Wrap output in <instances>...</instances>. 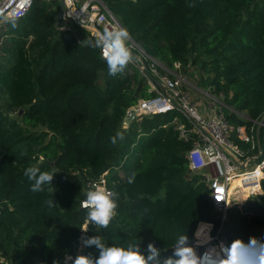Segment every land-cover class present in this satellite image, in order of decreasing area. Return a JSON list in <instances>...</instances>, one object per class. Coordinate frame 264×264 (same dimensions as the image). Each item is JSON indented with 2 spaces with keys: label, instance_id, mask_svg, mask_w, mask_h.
<instances>
[{
  "label": "trees",
  "instance_id": "16d2710c",
  "mask_svg": "<svg viewBox=\"0 0 264 264\" xmlns=\"http://www.w3.org/2000/svg\"><path fill=\"white\" fill-rule=\"evenodd\" d=\"M102 2L160 73L175 63L200 67L227 123L256 128L264 115V0ZM58 11L56 0H33L23 18L0 23V264H64L86 235L109 245L152 242L167 257L181 234L206 241L200 222L227 245L264 236V179L260 195L217 218L202 176L188 169L191 144L172 124L185 118L170 111L123 129L125 110L154 95L146 77L128 62L109 74L83 29L57 28ZM231 137L249 146L234 130ZM259 138L264 159V126ZM33 166L55 173L43 191L25 175ZM103 174L117 193L107 227L80 207L85 183ZM81 253L99 250L83 245Z\"/></svg>",
  "mask_w": 264,
  "mask_h": 264
},
{
  "label": "built area",
  "instance_id": "2783aa9c",
  "mask_svg": "<svg viewBox=\"0 0 264 264\" xmlns=\"http://www.w3.org/2000/svg\"><path fill=\"white\" fill-rule=\"evenodd\" d=\"M50 1V0H44ZM63 11L56 22L59 30L76 33V29H83L89 38L95 41L104 29L122 27L114 14L107 9L102 0H62ZM33 0H0V23L15 21L23 18L30 10ZM127 40L132 53L128 63L139 69L154 92L151 98L139 99L133 106L125 110L122 127L128 128L129 124L141 117H150L155 114L177 111L186 122H181L177 117L172 121L174 129L178 132V138L183 142H190V148L184 153L190 172L200 174L207 187V196L212 212L221 221L225 218L226 210L232 206H240L248 197L261 194V181L264 179L263 151L259 153L256 145L255 128L247 129L245 126L234 128L224 119L219 110L206 118L195 109V105L189 99L188 92L183 90V80L175 72L180 66L174 64V70L170 74H162L158 71V62L146 55L137 45L133 46ZM99 56L106 61L98 47ZM149 76L155 78L163 86L161 91ZM217 101L213 99L210 107H215ZM244 144L249 145L243 150L232 139L231 133ZM257 149L256 152L254 150ZM251 153V154H249ZM104 174L96 180L85 183L87 190L97 186L104 187L106 183ZM233 183H236L233 187ZM218 199V200H217ZM80 202L82 209H87ZM207 229L205 242L194 236L193 243H198V254L218 248L226 244L218 233H213L210 223L200 222ZM210 226V228L208 227ZM211 264V259H209Z\"/></svg>",
  "mask_w": 264,
  "mask_h": 264
},
{
  "label": "clouds",
  "instance_id": "9594fccd",
  "mask_svg": "<svg viewBox=\"0 0 264 264\" xmlns=\"http://www.w3.org/2000/svg\"><path fill=\"white\" fill-rule=\"evenodd\" d=\"M129 32L126 28L116 27L104 29L95 41H88L89 45L99 47L106 59L109 74H116L125 67L132 53L126 41ZM115 142V138H113ZM53 172L41 171L39 167H28L25 175L34 181L33 191H43L44 186L52 185ZM131 180V178H130ZM117 193L97 186L89 189L82 205L88 209L87 219L94 224L107 227L116 214ZM218 200V199H217ZM51 204L52 201H49ZM210 228V226H208ZM85 247L95 246L99 250L97 256L81 253L72 259L71 264H264V236H253L247 241L233 240L230 245L221 244L210 252L198 254V243H193L186 234L179 235L172 245V255L164 257L161 249L149 242L142 246L139 242L106 244L101 236H84ZM243 253L244 259H241Z\"/></svg>",
  "mask_w": 264,
  "mask_h": 264
},
{
  "label": "rangeland",
  "instance_id": "374dc122",
  "mask_svg": "<svg viewBox=\"0 0 264 264\" xmlns=\"http://www.w3.org/2000/svg\"><path fill=\"white\" fill-rule=\"evenodd\" d=\"M129 41L133 46L136 45L132 40ZM128 43L129 42L126 41L127 45ZM131 52L137 54L134 50H131ZM175 72L182 78L183 90L188 92L190 101L194 103L196 111L201 116L208 118L213 115L215 110H219L222 99L217 97L207 84L208 74L206 72L194 64H188L186 67L179 66L175 69ZM213 99L217 102L215 103V107H210ZM84 229L85 225L82 227V230ZM80 244L77 255L80 254L83 247L82 239H80ZM74 258L73 256L66 257L64 259V264H71ZM0 262H2V258H0Z\"/></svg>",
  "mask_w": 264,
  "mask_h": 264
},
{
  "label": "water",
  "instance_id": "95a60500",
  "mask_svg": "<svg viewBox=\"0 0 264 264\" xmlns=\"http://www.w3.org/2000/svg\"><path fill=\"white\" fill-rule=\"evenodd\" d=\"M56 1L59 3V11H58V13L56 15V21H58V19L60 18L61 14H62V11H63V2H62V0H56ZM149 77L161 91H164V88L160 84V82H158L152 76H149ZM19 113H21V111ZM255 123H256V128H255L256 145H257V149H258L259 153H261L262 152V148H261V145H260L259 130H260L261 126H264V115L258 121H256Z\"/></svg>",
  "mask_w": 264,
  "mask_h": 264
},
{
  "label": "bare ground",
  "instance_id": "6f19581e",
  "mask_svg": "<svg viewBox=\"0 0 264 264\" xmlns=\"http://www.w3.org/2000/svg\"><path fill=\"white\" fill-rule=\"evenodd\" d=\"M235 184H236V183H233V187H234Z\"/></svg>",
  "mask_w": 264,
  "mask_h": 264
}]
</instances>
